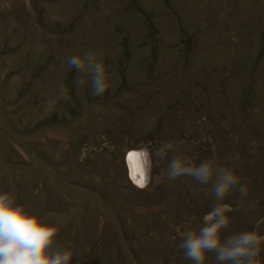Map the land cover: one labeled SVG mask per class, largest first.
Masks as SVG:
<instances>
[{
  "label": "rangeland",
  "instance_id": "obj_1",
  "mask_svg": "<svg viewBox=\"0 0 264 264\" xmlns=\"http://www.w3.org/2000/svg\"><path fill=\"white\" fill-rule=\"evenodd\" d=\"M88 51L110 76L102 97L64 63ZM139 148L152 154L145 189L129 178ZM173 155L247 185L243 204L223 201L239 209L225 238L264 234V0H0V193L57 226L71 264H191L181 233L216 201L166 178Z\"/></svg>",
  "mask_w": 264,
  "mask_h": 264
},
{
  "label": "clouds",
  "instance_id": "obj_2",
  "mask_svg": "<svg viewBox=\"0 0 264 264\" xmlns=\"http://www.w3.org/2000/svg\"><path fill=\"white\" fill-rule=\"evenodd\" d=\"M64 63L77 73L73 84L88 89L90 96L102 97L111 87L109 73L99 54L88 51L82 56H68ZM58 92L59 99H70L69 90L63 85ZM170 151H174L171 143L160 149L165 158ZM129 154H133L127 157L129 178L138 189H145L151 182L152 154L147 148L134 149ZM165 176L169 181L188 176L198 184L209 185L205 192L216 201L202 217V227L181 233L179 248L191 264H206L210 253L214 254L217 264H259L264 234L250 230L223 236L232 222L228 213L239 210L223 201L233 192L239 193L241 204L248 196V187L240 176L215 160L194 164L180 155L169 158ZM254 206V202L248 203L249 209ZM261 223L264 219L256 222V228ZM59 231L57 226L26 211L8 193H0V264H71L74 254L56 242Z\"/></svg>",
  "mask_w": 264,
  "mask_h": 264
},
{
  "label": "snow or ice",
  "instance_id": "obj_3",
  "mask_svg": "<svg viewBox=\"0 0 264 264\" xmlns=\"http://www.w3.org/2000/svg\"><path fill=\"white\" fill-rule=\"evenodd\" d=\"M133 154H129L130 158L132 157Z\"/></svg>",
  "mask_w": 264,
  "mask_h": 264
},
{
  "label": "trees",
  "instance_id": "obj_4",
  "mask_svg": "<svg viewBox=\"0 0 264 264\" xmlns=\"http://www.w3.org/2000/svg\"><path fill=\"white\" fill-rule=\"evenodd\" d=\"M152 175H153V170H152Z\"/></svg>",
  "mask_w": 264,
  "mask_h": 264
}]
</instances>
